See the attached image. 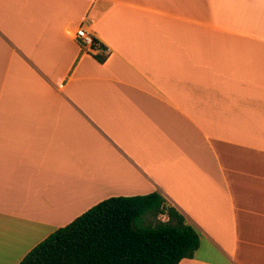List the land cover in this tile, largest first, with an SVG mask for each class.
Listing matches in <instances>:
<instances>
[{
  "label": "crops",
  "instance_id": "1",
  "mask_svg": "<svg viewBox=\"0 0 264 264\" xmlns=\"http://www.w3.org/2000/svg\"><path fill=\"white\" fill-rule=\"evenodd\" d=\"M154 191L178 264H264V0H0V264Z\"/></svg>",
  "mask_w": 264,
  "mask_h": 264
},
{
  "label": "trees",
  "instance_id": "2",
  "mask_svg": "<svg viewBox=\"0 0 264 264\" xmlns=\"http://www.w3.org/2000/svg\"><path fill=\"white\" fill-rule=\"evenodd\" d=\"M200 244L197 227L154 191L100 201L34 246L19 264H178L194 258Z\"/></svg>",
  "mask_w": 264,
  "mask_h": 264
},
{
  "label": "built area",
  "instance_id": "3",
  "mask_svg": "<svg viewBox=\"0 0 264 264\" xmlns=\"http://www.w3.org/2000/svg\"><path fill=\"white\" fill-rule=\"evenodd\" d=\"M76 38L85 49L88 48L90 50H94L100 47L97 39L91 33L87 32L84 27H80L77 30Z\"/></svg>",
  "mask_w": 264,
  "mask_h": 264
}]
</instances>
